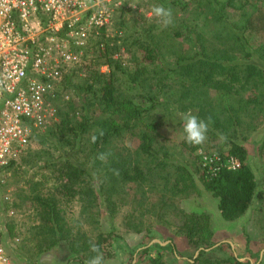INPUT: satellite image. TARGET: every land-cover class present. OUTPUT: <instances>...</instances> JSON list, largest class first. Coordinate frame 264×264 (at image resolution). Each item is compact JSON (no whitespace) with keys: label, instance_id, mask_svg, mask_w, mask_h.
<instances>
[{"label":"trees","instance_id":"1","mask_svg":"<svg viewBox=\"0 0 264 264\" xmlns=\"http://www.w3.org/2000/svg\"><path fill=\"white\" fill-rule=\"evenodd\" d=\"M232 2L189 0L181 5L186 8L192 3L200 4L207 21L220 26L212 37L192 23L182 22L180 28L173 23L162 33H158L159 26L145 24L128 39V32L115 34L114 21L90 40L84 62L64 79V89L73 96V101L66 103L68 111L59 107L60 123L56 128L40 131L33 137L41 145L53 137L60 153L46 161L48 167H55L54 171L59 173L56 192L61 194L60 198L43 194V175L35 180L42 187L32 190V194L36 192L34 200L41 208L42 220L41 233L35 238L43 236L48 246L45 251L60 243L67 244L72 257L81 264L95 255L90 251L92 244L98 245L103 254L105 244L117 237L113 221L120 200L128 186L135 185L143 199L154 190L163 194L155 206L141 214L150 216L142 231H152L154 218L157 224L175 226L194 248H203L189 264H251L233 255L209 257L207 249L213 245L209 216L205 212H186L176 201L194 192L199 196L205 190L217 202L222 218L234 222L248 212L257 195V179L243 143L256 131L254 118L264 119V46L252 47V37L264 31V14L256 21L250 18L241 25L232 24L226 17ZM173 3L181 8L179 2ZM179 38L186 39L190 49L177 55L175 43ZM125 48L142 53L131 67L122 65L121 58L115 59V54ZM104 66L109 67L107 73L101 71ZM95 105L99 115L92 110ZM188 111L210 122L206 140L192 145L185 139V147L191 152L199 148L214 150L223 161L235 158L241 163L240 169L220 166L210 175L206 166L200 172L192 160L185 157L181 161L164 146L158 139L160 130L183 132L181 114ZM93 135L97 137L95 143L91 142ZM129 135L139 140L137 149L120 147L121 140ZM99 153L110 155L101 162L96 159ZM15 164L12 163V169ZM114 170L119 171L118 176ZM76 202L81 204L79 217H66L67 209ZM13 205L18 206L15 199ZM96 212L109 218L111 231L90 237L82 227L89 221L98 222ZM128 224L138 231L139 225ZM259 225L264 230V212ZM15 229L16 225L10 223L8 234L14 235ZM204 230L209 232L208 240L202 238ZM170 248L175 251L173 244ZM148 252L150 248L143 251ZM162 257L159 254L150 263L167 264Z\"/></svg>","mask_w":264,"mask_h":264},{"label":"rangeland","instance_id":"2","mask_svg":"<svg viewBox=\"0 0 264 264\" xmlns=\"http://www.w3.org/2000/svg\"><path fill=\"white\" fill-rule=\"evenodd\" d=\"M173 1L179 2L181 6L188 3L189 0H122V5L115 13V34L117 32L121 34L128 32L127 38L129 39V36L137 31L139 27L148 24L159 26V28L157 27L158 33L162 29L169 28L171 24L164 27L158 18L150 15L152 7L156 5L171 8L173 23L177 28L181 27L182 22L192 23L208 37H212L214 31L220 28V26H214L215 24L207 21L206 14L200 4L192 3L189 7L183 8L181 6L179 8V5L172 4ZM262 14H264V0H233L232 6L227 9L226 17H228L230 23L241 25L246 19L251 18L256 21ZM163 37L168 38L167 35ZM124 38L126 39V36ZM166 44L169 49V43ZM175 45L178 51L177 55L182 50L189 51L190 49L186 39L183 38H179ZM260 46H264V31L260 35L252 37V47L258 48ZM141 57L142 53L137 49L135 50V48L130 51L125 48L115 54V59L121 58L122 65L129 67L134 65ZM101 71L107 73L109 67L104 66ZM77 81H81V79L77 78ZM63 95L64 97L67 96L68 99L62 97L58 102V108L61 107L64 112L68 111L69 106L66 103L73 101V96L65 89H63ZM93 104H96V102ZM92 110L99 115L98 106L95 105ZM253 122L256 131L252 133L248 142L243 143L248 150V161L258 183L257 195L248 212L234 222L225 221L218 210L217 202L205 190H201L199 196H195L196 192H194L192 196L179 198L176 201L178 207L180 206L186 212H205L209 216V226L211 233H213L211 238L213 245L207 249L209 257L228 258L233 255L242 262L249 261L251 264H264V230L259 225V220L264 212V152H262L264 146V119L261 116L255 117ZM58 123H60L59 118L51 127L55 126L54 128H56ZM159 134L158 139L171 153H176L179 160L182 161L185 157L192 160L200 172L204 170L206 165H209L210 169L216 167L217 163L214 161L217 156L216 151L199 148L191 152L183 144L185 135L180 129H161ZM54 140L51 137L45 145L33 141L30 148L14 158L16 164L11 171L7 188L12 192L16 204L18 203L19 218L16 221L19 228L15 230L14 235L6 234V237L11 239V251L17 264H81L79 259L72 257L67 244L60 243L45 251V247L48 246L45 245L43 236L38 235L35 238L36 234L41 233L39 225L42 224L41 208L34 200L36 192L32 194V190L34 191L42 186L36 185L35 180L43 175V182L45 183L41 189L43 194H52L57 198L61 196L60 193L56 192L58 191L59 173L54 171L55 167H48L46 163V161L55 159L60 154L55 149ZM139 143L138 139H134L129 135L122 139L119 145L120 147L130 146L137 149ZM128 187V191L120 200L118 213L113 221L117 237L114 241L110 240L105 244L104 264H151V258H156L159 254L163 256L162 259L167 264H189L197 259L203 248H194L189 240L178 232L175 226L168 227L164 224H157L153 218L151 220L153 221L152 231L149 233L142 231L145 225L148 224L146 220H149L150 216H142L141 214L146 213L151 206L158 203L159 197L163 195L162 192L154 190L153 193L146 194L147 199H143V195L135 185H129ZM132 209H134L133 216H131ZM80 211L81 204L76 202L71 204L65 214L69 218L72 216L78 218ZM96 218L98 221H95L96 223L89 221L88 224H83V233L90 237H94L100 232L108 234L111 231L109 218L101 212L98 213ZM131 219L133 222H129ZM139 220L143 223L140 224ZM128 223L139 225L138 231H135ZM201 235L204 240H208L209 232L207 230H204ZM172 244L175 248L174 252L170 248ZM146 248H150L148 254L143 253Z\"/></svg>","mask_w":264,"mask_h":264},{"label":"built area","instance_id":"3","mask_svg":"<svg viewBox=\"0 0 264 264\" xmlns=\"http://www.w3.org/2000/svg\"><path fill=\"white\" fill-rule=\"evenodd\" d=\"M121 5L122 0H0V264H17L6 237L10 223L19 228V210L7 188L14 158L58 120L65 77L84 62L90 40L113 25ZM214 161L210 175L220 166L241 167L235 158L217 155Z\"/></svg>","mask_w":264,"mask_h":264},{"label":"clouds","instance_id":"4","mask_svg":"<svg viewBox=\"0 0 264 264\" xmlns=\"http://www.w3.org/2000/svg\"><path fill=\"white\" fill-rule=\"evenodd\" d=\"M150 15L159 19V22L167 27L173 23L172 19V10L171 8H165L162 5L153 6L151 9ZM183 120V132L185 134L186 142L192 145H200L206 140V134L209 130V122L206 120L199 119L196 115H194L191 111L186 113H182ZM221 140H224L225 137L223 135L220 136ZM97 141V137L93 135L91 137V142L95 143ZM110 153H99L96 159L101 162L107 160ZM114 175H119L118 170H114ZM90 251L94 253L86 264H104L103 254L100 252L99 246L96 244H92L90 246Z\"/></svg>","mask_w":264,"mask_h":264}]
</instances>
